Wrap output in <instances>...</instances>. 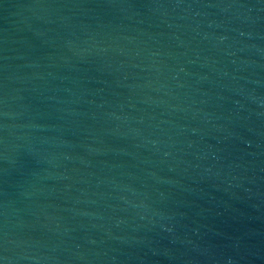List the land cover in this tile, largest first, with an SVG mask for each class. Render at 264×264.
I'll use <instances>...</instances> for the list:
<instances>
[{"label": "water", "instance_id": "water-1", "mask_svg": "<svg viewBox=\"0 0 264 264\" xmlns=\"http://www.w3.org/2000/svg\"><path fill=\"white\" fill-rule=\"evenodd\" d=\"M0 264H264V0H0Z\"/></svg>", "mask_w": 264, "mask_h": 264}]
</instances>
